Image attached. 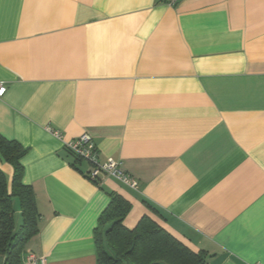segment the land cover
<instances>
[{
  "label": "crops",
  "instance_id": "obj_1",
  "mask_svg": "<svg viewBox=\"0 0 264 264\" xmlns=\"http://www.w3.org/2000/svg\"><path fill=\"white\" fill-rule=\"evenodd\" d=\"M0 82L43 264L96 263L109 191L128 228L148 214L205 264H264V0H0ZM82 132L137 190L89 178L64 146Z\"/></svg>",
  "mask_w": 264,
  "mask_h": 264
},
{
  "label": "trees",
  "instance_id": "obj_2",
  "mask_svg": "<svg viewBox=\"0 0 264 264\" xmlns=\"http://www.w3.org/2000/svg\"><path fill=\"white\" fill-rule=\"evenodd\" d=\"M25 151L17 141L0 136V156L13 169L9 182L0 169L2 264H24L26 244L39 231L34 191L30 185L22 182L23 166L20 159ZM108 196L109 202L98 216L93 229L95 264L206 263L205 251L191 250L148 214H143L134 227H126L123 220L130 210V202L115 191H109ZM15 207L21 217L18 226L14 220ZM147 207L158 214L150 205Z\"/></svg>",
  "mask_w": 264,
  "mask_h": 264
},
{
  "label": "built area",
  "instance_id": "obj_3",
  "mask_svg": "<svg viewBox=\"0 0 264 264\" xmlns=\"http://www.w3.org/2000/svg\"><path fill=\"white\" fill-rule=\"evenodd\" d=\"M178 0H164V4L173 6ZM4 83L0 82V97L5 92ZM55 135L59 136L55 132ZM65 148L69 150L77 159L85 160L92 164V168L88 176L92 180H97L100 175L112 177L128 187L131 190L138 189V181L128 172L122 168L120 160L108 158L104 162L97 161V148L92 136L87 132H82L73 139L64 144ZM24 264H43V260L30 250L25 251L23 257ZM258 264V263H254Z\"/></svg>",
  "mask_w": 264,
  "mask_h": 264
},
{
  "label": "rangeland",
  "instance_id": "obj_4",
  "mask_svg": "<svg viewBox=\"0 0 264 264\" xmlns=\"http://www.w3.org/2000/svg\"><path fill=\"white\" fill-rule=\"evenodd\" d=\"M15 203H16V202H15ZM14 218H15V219H14V220H15V224H16V226H18V225L20 224L21 217H20V215H18V214L16 215V214H15V217H14Z\"/></svg>",
  "mask_w": 264,
  "mask_h": 264
}]
</instances>
